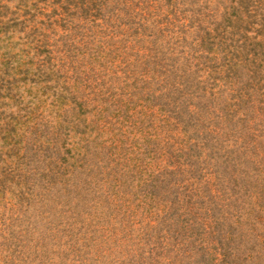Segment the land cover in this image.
I'll return each instance as SVG.
<instances>
[{
  "label": "rangeland",
  "instance_id": "1",
  "mask_svg": "<svg viewBox=\"0 0 264 264\" xmlns=\"http://www.w3.org/2000/svg\"><path fill=\"white\" fill-rule=\"evenodd\" d=\"M0 264H264V0H0Z\"/></svg>",
  "mask_w": 264,
  "mask_h": 264
}]
</instances>
